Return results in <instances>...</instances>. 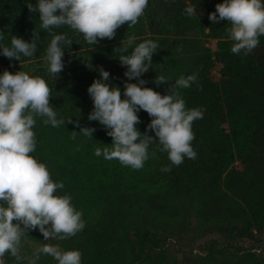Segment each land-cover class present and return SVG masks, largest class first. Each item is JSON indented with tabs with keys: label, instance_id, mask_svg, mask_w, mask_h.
<instances>
[{
	"label": "trees",
	"instance_id": "obj_1",
	"mask_svg": "<svg viewBox=\"0 0 264 264\" xmlns=\"http://www.w3.org/2000/svg\"><path fill=\"white\" fill-rule=\"evenodd\" d=\"M180 1L171 0L167 4V11L171 15L178 10L175 7ZM190 2L191 4L186 1L180 3L181 11L178 15L180 19H175L170 25L166 23L170 20H166L169 15L163 14L159 20L157 13L149 8L151 0H148L149 6L134 26L128 27L126 23L116 30L113 39L105 38L91 45L85 41L82 33L72 30L67 25L54 28L52 32L43 30L39 13L32 12L28 8L29 3L35 7L37 0H0V35L3 36L0 46L10 48L13 36L31 42L33 31L39 32V39L36 41L37 49L32 57L21 55L20 61L15 58L10 60L2 52L0 64L24 63L21 71L32 77L44 79L50 87L52 95L50 106L56 112L57 118H60L61 112L69 110L83 112V119L93 110V101L87 89L95 79L101 78L99 74L101 66L110 73L107 83L110 86L119 87L121 98H124V83L128 81L124 75L127 66L122 65L118 58L124 53L115 51L122 40L126 42L129 36H134L133 47L148 39L158 43L159 48L152 56V68L141 76L146 81L143 86L153 90L168 87L167 83L157 85L153 81L159 76L168 80L167 76L170 74L167 70L174 65L171 57L190 54L191 63L195 62V65H192L193 67L186 75L181 72L168 81L173 80L171 84L174 85L181 76L186 78L188 75L196 74L197 79L190 87L180 88L178 91L185 101L186 109L203 110L202 120L197 119L198 123L202 124L198 133H202V137L192 141V147L197 153L196 158L185 157L179 166H170L171 171H168L167 178L173 183L180 181L183 185H187L186 191H193L197 200H202L204 204L212 208L210 214L201 217L205 220L208 229L235 238L252 226L256 225L260 229L259 222L263 217V214H258L253 217V221L241 225L248 214L246 205L254 204L264 198V36L259 37L258 46H261V54H258L256 58L252 57V52L248 55L233 54L231 47L234 41L228 39L226 31L230 24L227 20L212 23L208 18L209 13L215 12L216 5L223 0L203 1L202 6L198 0H190ZM188 5L196 6L195 16L189 17L186 14L185 8ZM160 21L173 30L163 27L165 24L160 25ZM206 26L209 28L208 33H205ZM53 34L66 37V40L61 42L64 51L62 58L64 67L58 76L48 71L45 60L46 49ZM206 35L218 38L216 54L212 48L206 46L204 39ZM67 40L72 41L70 46ZM130 52L131 49H129ZM214 55L223 63L222 78L219 81L211 76ZM5 70L7 69H0V75ZM130 82L138 83V80L133 78ZM169 90L165 89L164 94H167ZM205 112L207 115H204ZM37 117L40 116L34 118ZM223 123L227 124L228 132L226 126H221ZM246 125L249 129L250 144L240 146L238 140L240 128ZM34 132L36 133V149L31 155L38 162L46 164L48 154H45V149L49 146L48 143L53 144V141L61 134L57 132L46 137L42 130H34ZM88 142L93 148L98 147L97 137L91 138ZM245 149L247 150L242 154ZM87 153L93 159L99 157L90 150H87ZM239 158L247 164L243 171L236 169L233 165ZM74 169L75 164L71 165L63 178L64 188L58 189L57 192L60 196L70 195L73 206L74 202L75 204L79 202L71 193L77 190L78 184L81 183ZM224 173L226 174L223 178ZM243 174L247 175V179L242 178ZM227 175H235L233 177L237 180L234 187L228 186L229 184L222 186L223 181L227 182L230 179ZM113 192H109L107 201L115 205L117 195ZM255 193L258 200L254 196ZM233 197L238 198L239 208L236 212H231L227 207L228 203L233 201ZM197 216L200 217V209ZM159 218L162 217L159 216ZM160 219H152L151 223L147 224L142 223L144 228L138 229L132 225L128 226L123 218L112 212L111 227L108 226L107 231L94 238L95 243L107 254L102 256V264L162 263L164 254L168 250V242L174 233L171 236L164 234L163 230L169 228H165ZM116 243L117 247L114 246ZM109 248L122 249L123 252L115 253L116 256L111 255L108 252ZM7 255L11 256L10 253ZM16 262L19 263V261ZM211 263L221 264L213 261Z\"/></svg>",
	"mask_w": 264,
	"mask_h": 264
},
{
	"label": "clouds",
	"instance_id": "obj_2",
	"mask_svg": "<svg viewBox=\"0 0 264 264\" xmlns=\"http://www.w3.org/2000/svg\"><path fill=\"white\" fill-rule=\"evenodd\" d=\"M147 6L148 0H37L35 7L28 4L30 11L39 13L43 30L52 32L54 28L67 25L82 33L91 45L105 38L113 39L116 30L126 23L128 27L134 26ZM196 10L195 5L185 8L189 17L195 16ZM208 18L212 23L227 20L230 24L226 31L228 39L234 41L233 54H250L259 45V37L264 36V0H223ZM37 39L39 32L36 31L31 42L13 36L11 47L0 46V49L5 57L20 61L21 55L32 57L35 54ZM65 40L64 35L53 34L46 49L45 60L53 75L58 76L63 70L61 42ZM71 43L67 40L69 46ZM134 44L135 37L129 36L115 49L124 53L118 58L127 66L124 98L119 87L107 83L110 73L102 66L99 68L101 78L95 79L87 89L94 105L88 119L98 121L112 138L111 147L103 150L97 147L95 155L139 170L149 158V145L158 141L159 151L167 152L172 165L179 166L185 157L195 159L192 125L203 118V110L186 109L178 89L190 87L197 79L196 74L181 76L174 85L170 84V90L164 95L144 87L146 81L141 76L152 68V56L159 45L151 39L133 47ZM133 78L138 83L130 82ZM153 82L160 85L169 81L159 76ZM51 96L50 87L40 77L7 70L0 75V264L6 253L17 261L24 259L22 238L29 230L38 228L44 240L51 241L68 239L85 227L82 212L75 210L70 195H56L64 184L53 182L46 165L31 155L36 149L35 116L46 117L44 124L52 127L65 124L63 119H57L50 106ZM140 110L151 117L147 129L154 131V136L149 135L147 129L144 133L137 129L141 122L137 115ZM94 131L92 127H81L79 132L92 137ZM161 171L168 172L171 168L165 166ZM37 251L51 256L57 264H81L79 250L65 251L59 244L46 243ZM29 264L35 262L29 261Z\"/></svg>",
	"mask_w": 264,
	"mask_h": 264
},
{
	"label": "rangeland",
	"instance_id": "obj_3",
	"mask_svg": "<svg viewBox=\"0 0 264 264\" xmlns=\"http://www.w3.org/2000/svg\"><path fill=\"white\" fill-rule=\"evenodd\" d=\"M170 1L151 0L149 8L157 13L159 20L161 15H169L166 20H170L166 23L171 25L175 19H180V16H178L181 11L180 3L186 1L191 4V2L190 0H181L175 7L178 10L171 15L166 7ZM203 1L206 2L207 0H198L201 6ZM160 23V25L165 24L163 27L171 29L166 23L161 21ZM208 32L209 28L206 26L205 33ZM204 37L206 46L212 48L216 54L218 51V38L208 37L207 35ZM0 53H2V49H0ZM258 54H261V46H257L251 53L252 57L255 58ZM170 59L174 61V65L167 70L170 74L167 76L168 80L178 76L181 72L186 75L188 70L193 67L192 65H195V62L191 63L190 54L177 55ZM213 61L211 76L214 80L219 81L222 78L223 63L215 55ZM23 66L24 63L0 64V69L6 68L7 71L15 73L21 71ZM1 74H3V71ZM172 81L170 80L167 83L168 87L165 89H170ZM165 89H155V91L162 95L165 93ZM76 112L78 111L65 110L61 112L60 118L57 119H63L65 124L59 127L44 124L43 121L46 117H37L35 118L36 123L33 131L42 130L46 137L57 132L61 134L57 136L53 144L48 143L49 146L45 149V154H48L45 165L53 182L63 183L64 176L71 165L75 164L74 172L81 183L78 184L77 190H73V193H71L73 198L79 202L77 204L74 202L73 207L75 210L82 212L85 227L68 239L51 241H45L38 228L29 230L26 236L22 238L21 254L24 259L18 263L14 257H8L6 253L2 258L3 264H29V261H34L35 264H57V261L51 256L38 253L37 250L46 243L59 244L65 251L79 250L82 254L81 264H102V256H107V254L103 252L104 249L95 243L94 238L107 231L108 226L111 227L112 212L121 219L123 218L128 226L132 225V227L138 229L144 228L142 223H151L152 219L156 220V218L160 219L159 216L162 217L160 219L162 225L169 228L163 230V233L169 236L174 233V236L168 242V250L164 254L163 262L159 264H212L211 261L220 262L221 264H264V198L258 200L257 194H254L258 202L246 205L248 214L241 224H247L253 221L254 216L263 214L262 221L259 222L260 229L256 225L252 226L250 229L242 231L235 238L208 229L205 220L201 217L210 214L212 208L204 204L202 200H197L193 191H186L185 187H188L187 185H183L180 181H176L177 183L174 182V184L167 178L169 173L161 171L166 165L168 167L175 165L171 164L167 152L159 151V143H154V146L153 143L149 145V158L145 161L143 168L139 170L123 166L115 159L107 160L103 155L93 159L87 153V150L92 151L95 155L96 147L93 148L88 140L97 137L98 147L103 150L104 147H111L112 138L107 135V130L98 121L88 119L90 112L83 119V112ZM137 115L141 122L136 127L141 133H144L151 117L144 110H140ZM204 115H207V113L205 112ZM70 119L71 122H68ZM223 125L227 127L228 132L227 124L223 123L221 126ZM81 127L94 128L95 131L92 137L79 132ZM201 127L202 124H199L197 120L193 122L192 130L195 139L202 137V133L198 134ZM246 127L240 128L241 133L238 136L240 146L250 144L249 129ZM74 131H77L75 132V139L72 138ZM147 131L150 135H155L154 131L150 129H147ZM246 150H243L242 154ZM233 165L240 171L245 170L247 166L240 158ZM225 174H223V178ZM233 176L235 177V175H227L230 179L227 182L223 181L222 186L225 187L229 184L228 186L232 185L234 187L237 179ZM241 176L247 179L246 174ZM112 191L117 195L116 206L107 201V196ZM57 192L58 189L56 195ZM237 199V197H233V201L228 203L227 207L231 212L238 211ZM199 209L200 217L197 216ZM252 212L256 213L253 214ZM114 246L117 247V243ZM108 252L115 255V253L123 252V250L109 248Z\"/></svg>",
	"mask_w": 264,
	"mask_h": 264
}]
</instances>
